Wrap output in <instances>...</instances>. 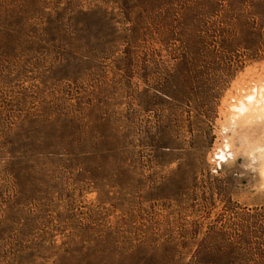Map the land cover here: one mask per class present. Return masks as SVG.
Instances as JSON below:
<instances>
[{
	"label": "rangeland",
	"instance_id": "obj_1",
	"mask_svg": "<svg viewBox=\"0 0 264 264\" xmlns=\"http://www.w3.org/2000/svg\"><path fill=\"white\" fill-rule=\"evenodd\" d=\"M254 91L264 0H0V264H264Z\"/></svg>",
	"mask_w": 264,
	"mask_h": 264
},
{
	"label": "bare ground",
	"instance_id": "obj_2",
	"mask_svg": "<svg viewBox=\"0 0 264 264\" xmlns=\"http://www.w3.org/2000/svg\"><path fill=\"white\" fill-rule=\"evenodd\" d=\"M255 90V89H254ZM257 92V91H256ZM261 95V94H260ZM240 99V98H239ZM234 108V112L235 114L233 115L235 117V115L239 116V114H244L246 117H250V116H255L256 118H262L264 119V97L261 95L260 97H257V93L252 92V93H249L247 94L244 99L242 100H239L237 102V104H235L234 106H232ZM236 110V111H235ZM238 118V117H237ZM235 120V119H234ZM239 120V119H238ZM248 120V118H247ZM251 120V118H250ZM260 120V119H259ZM233 121V120H232ZM238 124V123H237ZM236 126V125H235ZM263 126V125H262ZM232 127V126H231ZM233 132V130H232ZM264 135V134H263ZM262 135V136H263ZM243 136L241 135L240 138H242ZM229 138V137H228ZM239 138V139H240ZM243 139V138H242ZM242 139L240 141H242ZM264 139V137H263ZM262 139V140H263ZM244 140V139H243ZM264 141V140H263ZM244 142V141H243ZM242 142V144H243ZM241 144V142H240ZM258 144V143H256ZM248 147H250L248 145ZM254 148L256 150L259 151V156L260 157H264V143L262 144H258L256 146H254ZM253 149V147H252ZM247 149L245 150V153H246ZM243 152V151H242ZM248 152H250L248 150ZM256 152V151H255ZM254 152V153H255ZM216 155V158H217V161L218 163H221L222 160H226L227 157L231 156V155H234L232 156L233 158L234 157H237L236 156V151L232 152V150L230 149V143L228 142V140L226 139L225 142L223 143V146L219 147L215 153ZM249 154V153H248ZM253 154V153H252ZM231 157V158H232ZM250 158V157H249ZM257 159V157H256ZM252 160V159H251ZM255 160V159H254ZM264 169V168H263ZM264 171V170H263Z\"/></svg>",
	"mask_w": 264,
	"mask_h": 264
}]
</instances>
